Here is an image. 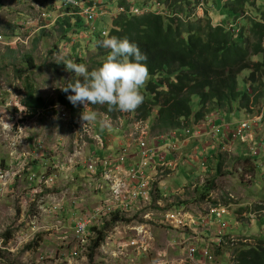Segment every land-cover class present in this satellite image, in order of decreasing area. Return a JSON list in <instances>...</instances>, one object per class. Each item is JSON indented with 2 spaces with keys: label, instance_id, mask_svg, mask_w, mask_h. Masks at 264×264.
Segmentation results:
<instances>
[{
  "label": "rangeland",
  "instance_id": "rangeland-1",
  "mask_svg": "<svg viewBox=\"0 0 264 264\" xmlns=\"http://www.w3.org/2000/svg\"><path fill=\"white\" fill-rule=\"evenodd\" d=\"M109 1L117 3V0ZM134 1L141 5L145 0ZM70 2L0 0V34L5 37L6 42L10 41V37L20 38L13 45L0 43V264H123L121 261L125 256L120 254V251H124L126 246L112 241L118 236L128 238L129 241L140 240L129 245V248H134V252L129 254L135 257L138 263V258L147 255L149 259L153 261L156 259L155 261L161 264L162 260L174 255V250L179 244L182 246L186 244L190 235L188 233L184 236L188 232L185 231L187 229H174L166 222V211L181 205L204 212L211 205L228 206L229 212L224 213L221 218H215L214 213L208 214L211 224L207 230H210L211 234L201 242L205 244L209 242L218 264H229L232 261L234 252L231 246L235 242L256 244L254 239L245 238L249 234H259L264 240V234L259 233L261 228H264L262 220L264 215L261 220H251L246 214L247 210H250L248 205L253 209L256 204L264 206L262 173L264 149L259 154H255L253 150L264 141V111L261 110L264 98H260L250 109H236L228 113L223 111L218 120L219 125L225 122L234 128L235 123L262 114V121L254 124L241 137L232 138L224 134V138L221 139L222 135L217 133L215 136H219L221 140L218 143V139L210 136L203 139L204 136H200L202 130L198 129L194 145L179 156L178 163L174 161V167L170 169L158 166L153 169L149 200L144 202L143 208L137 212L131 211L127 219L118 222L129 227H116L117 224L105 227L109 215L102 217L95 226L98 230L105 227L103 230L106 237L96 248L94 259L91 260V247L97 237V230L91 228L85 236L78 237L73 227L74 214L63 211V206L65 210L71 209V204L65 205L67 200L69 202L73 198L78 200L82 195V192H79L81 186L77 191L64 195L67 190L66 184L71 178L69 170L63 168L61 177L52 185H47L44 181L31 183L29 180L31 175L38 176L44 169L49 174V168L62 160V155L56 154L52 148L56 147L58 137L63 138L71 134L70 130L75 122L72 118L73 113L67 106L66 116L62 114L60 106L64 104L58 100L62 92L61 87L69 83L73 73L66 71L64 64L57 61L73 59L86 64L90 71L101 67V63L106 59V49L101 46L103 39L100 36L112 27L119 7L118 5L117 8L114 5L109 7L106 0L104 3L102 0H80V9H75L73 1ZM255 3L256 6L247 7L245 10L250 15H255L258 4L263 5L264 0H256ZM95 5L97 20L90 23L87 16L81 13V9ZM110 8H114L112 13L109 12ZM213 10L212 16L217 21L219 10L217 8ZM204 13V10H199V18H203ZM43 14L48 16L43 17ZM67 20L72 24L68 33L65 32ZM26 26L29 27L28 30L25 29ZM17 30L18 33L13 34ZM248 74L249 71H244L240 80ZM29 90L44 97L48 102L47 107L31 112L23 102ZM90 107L98 113L97 120L90 122L91 126L96 125L101 134L107 129L111 138L119 137L124 141L120 142L124 143L126 148L133 147L140 138H145L150 143L153 141L151 144L156 148V138L172 132L153 129L152 120H134L131 113L113 111L116 118L106 117L99 105ZM79 109L75 119L77 117L80 119L83 105L77 107L76 111ZM156 110L157 107L154 108V112ZM210 115L218 118L215 112H211ZM102 124L104 126H101ZM105 124L123 128L118 130L116 126L108 127ZM80 125L90 127L89 123L84 125L82 121ZM186 129V127L182 129V132L191 137V132L187 133ZM34 135H39L43 144L47 146L48 153L45 156L34 154V151L39 149L34 144ZM131 139L135 142L130 143ZM192 141L190 138L189 142ZM209 143L218 144V148L209 147ZM221 143L224 146L220 147ZM204 147L206 151L203 150ZM98 154L105 153L98 151ZM170 157L173 158L172 155L168 156L169 159ZM157 162L159 158H155V163ZM255 165H258L257 169ZM87 168L82 167L81 170L87 172ZM5 172H8L10 177L1 179ZM70 173L74 177L80 176L79 170ZM88 178L83 180L88 182ZM205 187L208 188L206 190L208 194L201 196ZM224 223L228 226L219 228ZM217 226L218 230H222V234H227V231L234 234L229 236L230 247L225 246L222 249L223 253L219 254L216 253L217 234H213ZM207 230H204L203 236L207 235L205 233ZM115 233H118V236ZM198 237L200 236H196L195 239ZM151 239L157 241L153 246L150 244ZM169 240H173L171 245ZM177 253L184 254L179 246ZM192 261L195 264L194 260ZM164 264L172 263L166 261Z\"/></svg>",
  "mask_w": 264,
  "mask_h": 264
},
{
  "label": "trees",
  "instance_id": "trees-1",
  "mask_svg": "<svg viewBox=\"0 0 264 264\" xmlns=\"http://www.w3.org/2000/svg\"><path fill=\"white\" fill-rule=\"evenodd\" d=\"M106 1L109 7L118 5L125 11L117 12L112 27L105 32L110 36L127 37L148 57L144 63L149 67L151 78L142 90L144 103L131 113L134 120H152V128L163 132L192 129V125L206 120L211 112L221 117L223 111L250 109L258 99L264 98V4H258L255 15H250L245 10L256 6V0H145L141 5L134 0H117L116 4ZM200 8L205 12L203 18L198 16ZM215 8L219 10L217 21L211 13ZM66 24L68 33L72 24L69 20ZM100 38L104 39L102 33ZM109 51L106 49V57ZM244 71L249 74L240 80ZM71 94V90L62 91L58 100L71 109L72 118L76 120L80 105L69 102L67 96ZM23 102L31 112L48 105L44 97L31 90ZM99 106L107 117L116 118L107 105ZM261 110L264 111V104ZM190 132L196 134L193 129ZM218 134L224 138L222 131ZM206 187L201 196L208 194ZM263 209L264 206L255 205L256 219L264 214ZM124 219L118 211L112 212L105 227ZM91 228L97 230L90 253L93 260L106 234L104 228L98 230L95 225ZM229 236L224 234L219 242L216 240V253H223L225 246L230 247ZM250 238L256 239V244L239 241L231 246L234 257L229 264H264V240Z\"/></svg>",
  "mask_w": 264,
  "mask_h": 264
},
{
  "label": "built area",
  "instance_id": "built-area-1",
  "mask_svg": "<svg viewBox=\"0 0 264 264\" xmlns=\"http://www.w3.org/2000/svg\"><path fill=\"white\" fill-rule=\"evenodd\" d=\"M63 1H65V3H71L70 0ZM72 1L74 3V5L72 4L73 7H78L80 9V2L74 0ZM157 8H159L160 10L162 9L160 5H157ZM96 9L97 5H95L94 7L88 6L86 8H82L81 13L85 14L89 22L92 23V21H95L97 19ZM117 9L118 12L125 11V8L123 7H118ZM199 10H202V8H200ZM132 11L134 12L137 10ZM47 16L48 15L43 14V17ZM19 40L20 38L18 37H10V41L6 42L5 37L0 34V43L2 45H13L16 44ZM60 109L62 111V114L66 116L67 111L65 106L61 105ZM216 114L218 117H220L218 113ZM262 117L263 115L261 114L257 117L254 116L253 118L247 121H239L234 124V128H231L228 123L217 125V118H215V116L213 115L207 116L205 123L207 125L212 126L214 135H216L221 129H224L223 131L227 135V137L239 138L254 124H256L258 121H261ZM80 124L81 121L77 117L74 124L72 125V128L74 129L73 132L75 133L77 139H80V141H85V137L91 135L90 131L87 128H91L92 126L89 123L90 127H81ZM186 131L188 133L191 131V129L187 128ZM167 135H162L158 137V140L168 138ZM137 145L139 146L138 159H136L133 163L129 165V172L127 176L122 179L117 178L115 171L117 170L116 166L119 163L125 164V161L127 159L133 158L132 153L128 150V148L123 147L119 154H117L118 156L116 155L115 158L109 156L98 157L93 153L89 154L87 157L84 158V161L87 163L88 170L91 173L101 175L109 181V192L113 199H111V203L109 204H105L101 207H96L91 211H87L83 215L79 214L77 216L75 232L78 237L81 238L85 236L87 231L92 226H94L100 219H102V217H106V215H109L110 217L111 213L115 211H118L120 214L125 212L129 207V203L133 202L134 200H137L138 198L148 199L150 197V185L151 180L153 179V169H156L158 166H162L165 168L174 167V163L167 159L165 151H160L158 147L155 148L154 145H152L149 141L145 140V138H140L137 141ZM167 145L168 147H176L177 143L175 141H172L168 142ZM39 146L40 148L43 147L42 144H39ZM262 149H264V142H261V144L257 146V148H253L255 154H259ZM155 158H159V162L155 163ZM8 174L9 173L7 172L1 175V179L9 178L10 176ZM38 176L40 178V181H44L47 185H52L60 175L57 172V168L54 167L49 174H47V172H43V174H39ZM38 176L33 175L30 177V179L35 180ZM140 208H142V206ZM186 208V205H181L172 207L171 209L167 210L165 213L167 225L174 229H187L185 231H188V233L190 234L186 240L187 242L185 241L186 244H184V249L186 250L187 258L195 260L196 264H218L217 258L216 256H214V252L212 251L209 245L203 247L200 251L203 256L202 259L196 260V253L198 249L197 245H195L193 241L197 240L195 239L196 236L202 235V231L207 229L206 227H209L211 222L208 220V218L206 219V215H197V212L192 211L193 208ZM210 208V213H214L218 218H221L224 213L228 212V206L224 204H219L218 207H212L211 205L209 206L208 210ZM262 212H264V210H262ZM257 213L258 212L254 210L250 205L248 216L251 217V220L256 219ZM223 227L224 225L221 224V229ZM191 232L193 234H191ZM216 234V240L220 241L222 239V236L224 235L222 234V230H217ZM139 241V239H132L129 244H136L135 242ZM133 263L134 262H130L129 264Z\"/></svg>",
  "mask_w": 264,
  "mask_h": 264
},
{
  "label": "crops",
  "instance_id": "crops-1",
  "mask_svg": "<svg viewBox=\"0 0 264 264\" xmlns=\"http://www.w3.org/2000/svg\"><path fill=\"white\" fill-rule=\"evenodd\" d=\"M22 24H23V22H22ZM26 24H28V23H26ZM28 28L29 27H27V26L25 27V29H27V30H28ZM2 29H4V28H2ZM17 33H18V30L13 34H17ZM70 77H72V79H73L74 73ZM106 117H107V115H106ZM218 120H219V118H217V124L219 122ZM221 124H223V123H221ZM105 125L108 127H115L116 126V125H107V124H105ZM95 126L96 125L92 126L91 128H87L90 131L91 135L85 137V139H86L85 141H80V139H77L75 136V133L73 132L74 129L71 128V130H70L71 134L69 136H66L63 138L58 137V140H57L58 143H57L56 147L52 148L54 150V152H56V154L62 155V160L59 161L57 164H55L53 167H51L49 172H51V170L54 167H56L57 172L60 175L59 177H61L62 170H63V168L66 167L69 170V174L71 175V178L69 179L68 184H66L67 190L65 191L64 195H67V193L68 194L72 193L73 191H77V188L79 189L81 186L79 192H82V195L78 197V200H77V198H73L71 202H69L67 200L65 203V205L67 203L71 204L70 211L65 210V207L63 206V211L67 212V214H71V213L74 214V218H73L74 229H75V225H76L77 216L79 214L83 215L87 211H91L92 209H94L96 207H101L102 205L104 206L105 204H109V203H111L110 202L111 199H113L112 196L110 195V192H109L108 180H106L101 175L91 173L87 168V163L84 161V158L87 157L91 153H93L96 156H100V157H106V156L108 157L109 156V157L115 158L116 155L119 154V152L124 147V143L121 144V142H120L123 140L119 139V137L117 138V136L112 139L111 134L108 132L106 127H105L106 130L103 129L104 131L101 129V131H103V134H101L98 131L99 129H96ZM115 128L119 130V129H122L123 127L117 128V126H116ZM191 128L194 130L195 133L197 132L198 129H201L202 133L200 136H204L203 139L210 136L214 139H218V143L221 142L220 137L219 136L217 137L214 135V132L212 130L211 125H207L204 122H198V123H195L194 125H192ZM81 130H84V129H81ZM223 130L224 129H221L220 132L222 131L224 133ZM181 132H182V128L173 130L171 132V134L167 135L168 138H164V139H160V140H158V137L156 138V141H157L156 145L159 148V150L160 151L164 150L166 153L167 159L173 163L175 160L178 163L179 162V156L181 157L183 152L186 149H188L189 147H192L196 141L195 135L191 134V137H189V134L185 135L182 132L183 133V135H182ZM39 135H41V134H39ZM115 138H117V139H115ZM190 138L193 139L192 142H189ZM167 139H168V141H167ZM33 140H34V144L39 148L38 150L34 151V154H37L38 156H40V155L45 156V154L48 153V148L45 144H43L42 139L38 138V135H37L34 137ZM260 140H261V138L258 139V142H260ZM132 141H134V140L131 139L130 143ZM172 141H175L177 143L176 147H168V145H167L168 142H172ZM37 143H38V145H37ZM130 143H129V145H130ZM151 143H153V141H151ZM39 144H42L43 147L40 148ZM208 146L211 148H218V144L212 145L211 143H209ZM221 146H224L223 143L220 144V147ZM128 150L132 153L133 158L127 159L125 161V164L119 163L116 166L117 170L115 172H116L117 178H119V179L125 178L127 176L128 172H129V168H130L129 165L131 163H133L136 159H138L139 146L137 145V142L135 144H133V147L128 148ZM203 150L206 151V148L204 147ZM98 151L104 152L105 154L100 155V154H98ZM30 154H32V153H30ZM212 154H215V153L212 152ZM75 155H77V156H75ZM169 155H172L173 158L170 157V159H169L168 158ZM66 156H67V162L68 163L65 162ZM60 163H62V164H60ZM44 164H46V161ZM263 164L264 163H262V165ZM70 165H72V166L69 168ZM82 167H86L87 172H83L81 170ZM257 167L258 166H256L255 169H257ZM170 169H171V167H170ZM263 169H264V167H263ZM76 170H79L80 176L74 177V175H72L70 172H72V171L74 172ZM43 172H46V170L44 169V171L40 172L39 174H43ZM31 176H33V175H31ZM59 177L57 179H59ZM87 177H89L88 182L83 180V178H87ZM29 180L31 181V183L32 182H36V183L40 182L39 176L35 180H31L30 178H29ZM71 180H72V182H71ZM80 180H81V183H80ZM30 185H32V184H30ZM65 197H63V199H62L63 204H64V198ZM149 198L148 199L138 198L137 200H134L133 202L129 203V207L127 208V210L121 214H123L124 218L127 219L129 216V213H131V211L137 212V210L141 209L140 208L141 206L143 208L145 206L144 202L148 201ZM77 202H78V204H77ZM72 204H75V205H72ZM248 206H250V205H248ZM195 209L193 208L192 211L197 212V215H206V219L208 218V213H210V210H211V208H210L209 210H206L204 212V211L197 210V209L195 210ZM248 211L249 210H247L246 214H248ZM210 214H212V212ZM263 215H261V217ZM106 216H108V215H106ZM261 217L259 218V220H261ZM215 218H216V215H215ZM208 220L210 221L209 218H208ZM262 220H264V218ZM121 221H124V220H121ZM121 221H119V222H121ZM116 224H117L116 227H122V228L129 227L125 223L120 224L117 222ZM118 224H120V225H118ZM223 225H224L223 228L228 226L227 223L223 224ZM206 228H208V227H206ZM219 228H221V225ZM263 229L264 228H261V230L259 232L260 234H264V232L262 231ZM205 230H207V229H205ZM217 230H218V226L216 227L213 234H216ZM203 232L204 231H202V235H200V237L198 238L199 240L197 239V240L193 241L194 244L197 245V249H198V251L196 253V260L202 259L203 256H202L200 251L202 250L203 247L209 245L208 243L205 244V243H201V242H204L203 239L208 238V234H211V231L210 230L205 231V233L207 234L206 236H203ZM115 234H116V236H118V233H115ZM124 234L125 233H122V235H124ZM227 234L234 236V234L229 233L228 231H227ZM187 235H188V232H186V234H184V236H187ZM250 236H252L253 238H258L259 240H260V238H262V237H260L259 234H256V233H251V234H249L248 237L246 236L245 238H250ZM118 237L112 239V241L117 242L119 245L123 244L126 246L124 251H120V254H122V255L124 254V256H125V258L121 261V263L129 264L130 262H133V260H135V262L133 264H158V261H155L156 259H154V261H153V260L149 259L147 255H144L142 258H138V260H139V263H138L136 261L135 257H133L129 254V253L134 252L133 247L129 248V245H130L129 242H131V241H129L128 238H124V237L118 238ZM172 241L169 240V245H171L173 243ZM254 241L257 242L256 239H254ZM156 242L157 241L154 239L150 240V244L152 246L155 245ZM178 246L181 250H183V252H184L183 255H181L180 253H177ZM178 246L174 250V255L171 258H167L165 260H162L161 264H164V262H166V261H170L172 264H194L192 261L193 259L191 260V259L187 258L186 250L184 249V245L182 246L179 244ZM115 254H116V256H118L117 253H115ZM194 262H195V260H194ZM118 264H120V263H118ZM195 264H196V262H195Z\"/></svg>",
  "mask_w": 264,
  "mask_h": 264
},
{
  "label": "clouds",
  "instance_id": "clouds-1",
  "mask_svg": "<svg viewBox=\"0 0 264 264\" xmlns=\"http://www.w3.org/2000/svg\"><path fill=\"white\" fill-rule=\"evenodd\" d=\"M103 36L101 46L110 51L98 69L90 71L86 64L73 59L57 61L64 64L66 71L74 73V78L61 91L71 90L73 94L67 96L69 102L83 105L80 120L84 125L97 120L98 113L90 105H107L109 112L134 113L145 101L142 90L151 78L144 63L148 57L138 45L127 37L110 36L108 32Z\"/></svg>",
  "mask_w": 264,
  "mask_h": 264
},
{
  "label": "bare ground",
  "instance_id": "bare-ground-1",
  "mask_svg": "<svg viewBox=\"0 0 264 264\" xmlns=\"http://www.w3.org/2000/svg\"><path fill=\"white\" fill-rule=\"evenodd\" d=\"M203 4V3H202ZM145 11V10H144ZM121 13V12H120ZM237 31V30H236ZM25 99V98H24ZM10 104V103H9ZM13 104V103H12ZM22 105V104H21ZM13 106V105H12ZM17 108V107H16ZM21 109V108H20ZM24 112V111H23ZM30 113V112H29ZM217 116V115H216ZM112 121V120H111ZM262 121V120H261ZM110 124V123H109ZM35 136V135H34ZM39 136V135H38ZM39 138V137H38ZM32 139V138H31ZM38 145V143H37ZM11 149V148H10ZM14 149V148H13ZM25 154V153H24ZM80 154V153H79ZM42 158V157H41ZM30 159V158H29ZM21 168V167H20ZM50 169V168H49ZM6 173V172H5ZM119 173V172H118ZM11 174V173H10ZM62 179V178H61ZM72 182V180H71ZM109 182V181H108ZM7 184V183H6ZM63 184V183H62ZM65 185V184H64ZM8 186V185H7ZM111 202V201H110ZM108 203V202H107ZM103 206V205H102ZM229 212V211H228ZM224 215V214H223ZM218 218V217H217ZM219 229V228H218ZM31 232V231H30ZM214 237V236H213ZM223 237V236H222ZM214 239V238H213ZM213 241V240H212ZM219 242V241H218ZM209 243V242H208Z\"/></svg>",
  "mask_w": 264,
  "mask_h": 264
}]
</instances>
